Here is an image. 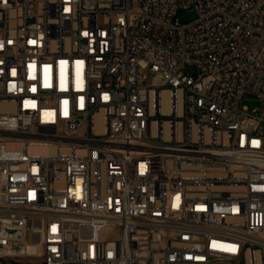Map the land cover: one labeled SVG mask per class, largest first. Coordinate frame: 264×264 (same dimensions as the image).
I'll use <instances>...</instances> for the list:
<instances>
[{
    "label": "built area",
    "instance_id": "1",
    "mask_svg": "<svg viewBox=\"0 0 264 264\" xmlns=\"http://www.w3.org/2000/svg\"><path fill=\"white\" fill-rule=\"evenodd\" d=\"M34 247L264 264V0H0V259Z\"/></svg>",
    "mask_w": 264,
    "mask_h": 264
},
{
    "label": "rangeland",
    "instance_id": "2",
    "mask_svg": "<svg viewBox=\"0 0 264 264\" xmlns=\"http://www.w3.org/2000/svg\"><path fill=\"white\" fill-rule=\"evenodd\" d=\"M197 19V15L194 11H184L180 14V20L183 24H190ZM260 106V102L255 98H246L242 104V108H248L249 112H253L257 107ZM0 264H43L41 257H23L19 259H0Z\"/></svg>",
    "mask_w": 264,
    "mask_h": 264
},
{
    "label": "bare ground",
    "instance_id": "3",
    "mask_svg": "<svg viewBox=\"0 0 264 264\" xmlns=\"http://www.w3.org/2000/svg\"><path fill=\"white\" fill-rule=\"evenodd\" d=\"M31 253H33V256L38 257V248H37V247H34V248L31 250Z\"/></svg>",
    "mask_w": 264,
    "mask_h": 264
}]
</instances>
